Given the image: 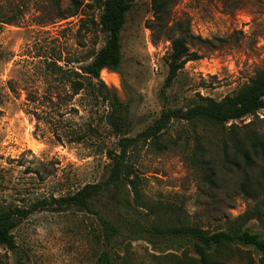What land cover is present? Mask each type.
I'll use <instances>...</instances> for the list:
<instances>
[{"label": "rangeland", "instance_id": "rangeland-1", "mask_svg": "<svg viewBox=\"0 0 264 264\" xmlns=\"http://www.w3.org/2000/svg\"><path fill=\"white\" fill-rule=\"evenodd\" d=\"M59 1L60 9L53 0H0L1 203L26 206L36 198L50 199L97 183L105 175L108 152L118 151L119 137L106 121L108 102L91 87L69 100L62 79L50 75L48 68L49 62L57 61L65 70L82 73L90 55L107 39L99 25L104 0ZM171 1L170 26L179 23L180 29L151 23L153 0L133 1L121 32L122 63L117 71L104 69L100 74L110 94L128 107L130 137L152 125L165 108L188 107L200 96L220 101L237 94L264 68V0ZM74 3L80 6L77 16L57 18L59 10H72ZM181 35L200 59L187 62L165 91L170 38ZM27 92L51 96L52 102H44L37 113L53 122L38 127L33 113H27L34 109L25 105ZM257 116L264 133V110ZM257 118L234 123H257ZM59 121L68 122V129H59L60 134L70 127L85 132L91 126L96 131L94 141L59 143L54 135ZM199 135L207 148V139L213 136L209 130L198 123L172 121L159 139L166 148L158 149L149 140L130 151L129 163L140 182L136 201L135 192L129 198L136 213L154 210L150 218L162 226L214 232L227 230L235 218L255 207L256 202L239 190V171L221 167L220 147L213 146L205 155L217 171L218 187L203 182L195 157ZM216 135L226 138L227 132ZM115 196L116 192L101 196L96 206L112 220L122 213L110 211ZM260 201L264 210V195ZM248 225L264 231L259 221ZM13 234L28 264H97L103 249L97 217L78 208L33 213ZM115 243L116 264H178L184 256L183 250L163 252L145 240L120 237ZM0 252L12 261L10 251L1 248ZM189 257L196 258L194 251ZM213 257L222 264H264L260 252L242 245L222 246Z\"/></svg>", "mask_w": 264, "mask_h": 264}, {"label": "trees", "instance_id": "trees-1", "mask_svg": "<svg viewBox=\"0 0 264 264\" xmlns=\"http://www.w3.org/2000/svg\"><path fill=\"white\" fill-rule=\"evenodd\" d=\"M55 7L60 9V1L53 0ZM134 0H104L102 13L99 16V25L106 33L105 44L90 57L91 62L82 68V73L72 69H64L57 61L48 63L52 76H60L65 84L62 90L66 92L69 100L87 87L97 89V94L103 97L110 106V112L106 116L112 132L118 137V151L108 152V164L105 166V175L97 183L86 184L74 192L42 199H34L26 206H18L13 203L0 202V251L1 248L10 251L12 261L6 260L0 252V264H28V259L18 250L13 230L19 223L27 219L33 213L45 209L52 211L78 208L85 210L97 217L102 232V251L97 258V264H116L113 259V249L118 238L128 237L131 240H145L154 248L163 252L170 250H183V255L178 264H222L213 257L214 252L222 246L242 245L252 247L260 252L264 258V231H254L248 223L259 221L264 225V210L261 207V198L264 195V133L260 131L257 114L264 110V68L260 70L237 94L227 96L220 101L210 97H199L185 108H165L161 111L152 125L140 132L136 137H130L131 124L127 121V105L122 103L115 94H110L107 86L101 80L100 74L104 69L117 71L122 63L121 32L127 22V16L133 6ZM72 10H59L58 17L61 20L77 16L80 6L74 3ZM173 4L171 0H153L152 24H157L165 29L170 26V10ZM2 17L0 16V21ZM15 21V20H14ZM180 29L179 23L170 26ZM180 27V28H179ZM171 40V53L168 58V74L164 80L163 89H169L178 76L179 71L189 61L200 59L197 52H192L187 44L186 36L181 35ZM81 77H85V80ZM81 78V79H80ZM97 81L94 83V81ZM58 97L61 93L58 91ZM51 96H38L36 93L27 92L26 106L34 107L27 110L33 113L40 124H49L52 120L38 114L39 106L43 103H51ZM50 99V100H49ZM38 112V113H37ZM43 113V111L41 112ZM62 115V116H61ZM61 117L64 113H61ZM248 116H256V121L238 126L234 121L242 120ZM172 121L201 124L209 130L213 136L207 140L205 148L202 136H196L195 157L203 170V182L211 188H217V171L213 163L205 157L207 150L213 146L220 147L221 167H230L239 171L241 181L239 190L245 196L256 202L253 209L234 219L233 225L227 230L208 232L198 227L187 226H162L157 220H151L154 212L136 213L130 204V194L135 192L138 196L139 176L129 163L130 151L139 142L153 141L158 149L166 148L159 139ZM68 123V122H66ZM66 123L57 122L54 135L59 143L82 144L93 142L96 131L91 126L88 131L81 132L76 128L64 130L60 134L59 129L66 128ZM230 126L226 127L227 124ZM68 129V128H66ZM227 132L226 138H219L216 133ZM62 133V132H61ZM116 192V201L111 202L112 209H121L118 220H112L97 209L99 198L103 195H111ZM146 207L147 206H141ZM239 222V223H238ZM264 228V226H263ZM194 251L196 258L189 257V251Z\"/></svg>", "mask_w": 264, "mask_h": 264}, {"label": "built area", "instance_id": "built-area-1", "mask_svg": "<svg viewBox=\"0 0 264 264\" xmlns=\"http://www.w3.org/2000/svg\"><path fill=\"white\" fill-rule=\"evenodd\" d=\"M156 66V65H155Z\"/></svg>", "mask_w": 264, "mask_h": 264}]
</instances>
